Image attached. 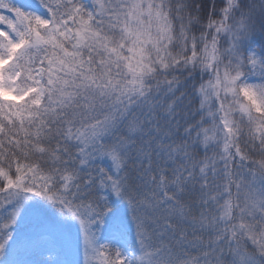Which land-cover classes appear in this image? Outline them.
<instances>
[{
	"label": "snow or ice",
	"instance_id": "6c2138e0",
	"mask_svg": "<svg viewBox=\"0 0 264 264\" xmlns=\"http://www.w3.org/2000/svg\"><path fill=\"white\" fill-rule=\"evenodd\" d=\"M39 5L0 0V264L22 218L38 264L66 219L76 264H264V0Z\"/></svg>",
	"mask_w": 264,
	"mask_h": 264
},
{
	"label": "rangeland",
	"instance_id": "374dc122",
	"mask_svg": "<svg viewBox=\"0 0 264 264\" xmlns=\"http://www.w3.org/2000/svg\"><path fill=\"white\" fill-rule=\"evenodd\" d=\"M17 3L33 11L42 12L43 9L39 5V0H17ZM111 164V162L109 161ZM114 208L113 212L105 217V224H112V228L104 232L105 239L112 240L118 246L127 249L128 245L135 238V227L131 222L130 214L127 211V203L118 200L116 197H111ZM31 203V202H30ZM126 216L127 227L123 230L122 234H117L120 225L116 217ZM65 225L64 234L61 237L60 245L57 249L58 259L62 264H76L82 261V239L80 235L79 225L71 219L63 221ZM31 231L27 221L22 218L18 221L17 226L14 228L13 239L9 241L7 248L13 247V259L9 264H38L39 261L46 258V252L41 255L36 254V250L30 243L29 233Z\"/></svg>",
	"mask_w": 264,
	"mask_h": 264
},
{
	"label": "trees",
	"instance_id": "16d2710c",
	"mask_svg": "<svg viewBox=\"0 0 264 264\" xmlns=\"http://www.w3.org/2000/svg\"><path fill=\"white\" fill-rule=\"evenodd\" d=\"M105 167L110 166L109 161H105L103 162ZM113 208H114V204H113ZM13 252H14V248L13 247H9L6 249V252L4 254V259L7 261V264H9V262L13 259Z\"/></svg>",
	"mask_w": 264,
	"mask_h": 264
}]
</instances>
